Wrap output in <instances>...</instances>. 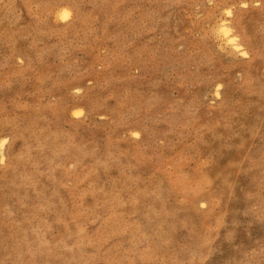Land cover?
<instances>
[{
    "label": "rangeland",
    "instance_id": "374dc122",
    "mask_svg": "<svg viewBox=\"0 0 264 264\" xmlns=\"http://www.w3.org/2000/svg\"><path fill=\"white\" fill-rule=\"evenodd\" d=\"M0 264H264V0H0Z\"/></svg>",
    "mask_w": 264,
    "mask_h": 264
},
{
    "label": "bare ground",
    "instance_id": "6f19581e",
    "mask_svg": "<svg viewBox=\"0 0 264 264\" xmlns=\"http://www.w3.org/2000/svg\"><path fill=\"white\" fill-rule=\"evenodd\" d=\"M227 14L230 15L231 12L229 11ZM222 25L223 27L220 32L227 39V44H229L231 46V49L233 48L234 51L236 50L238 52H241L240 44L237 39L232 37L230 27L228 25H225L224 23Z\"/></svg>",
    "mask_w": 264,
    "mask_h": 264
}]
</instances>
